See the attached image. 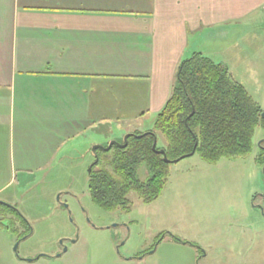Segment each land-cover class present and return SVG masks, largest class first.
Listing matches in <instances>:
<instances>
[{
	"label": "crops",
	"instance_id": "obj_1",
	"mask_svg": "<svg viewBox=\"0 0 264 264\" xmlns=\"http://www.w3.org/2000/svg\"><path fill=\"white\" fill-rule=\"evenodd\" d=\"M260 11L264 0H0V193L151 130L178 64Z\"/></svg>",
	"mask_w": 264,
	"mask_h": 264
},
{
	"label": "rangeland",
	"instance_id": "obj_2",
	"mask_svg": "<svg viewBox=\"0 0 264 264\" xmlns=\"http://www.w3.org/2000/svg\"><path fill=\"white\" fill-rule=\"evenodd\" d=\"M256 14L217 30L201 49L229 65L264 113V12ZM165 143L157 132V144ZM261 153L259 124L244 156L206 162L194 153L171 162L157 199L144 203L130 192L129 209L112 211L91 200L93 160L53 163L29 179L20 175L0 201H13L31 230L17 240L20 222L1 220L0 264H264ZM138 175L148 176L144 165Z\"/></svg>",
	"mask_w": 264,
	"mask_h": 264
},
{
	"label": "trees",
	"instance_id": "obj_3",
	"mask_svg": "<svg viewBox=\"0 0 264 264\" xmlns=\"http://www.w3.org/2000/svg\"><path fill=\"white\" fill-rule=\"evenodd\" d=\"M261 114L259 103L224 63L193 53L178 64L171 94L151 130L130 134L124 146L93 151L94 159L87 172L91 200L108 211L129 209L130 192L144 203L154 201L168 177L171 161L165 162L164 155L173 160L194 150L193 154L206 162L244 156L251 148L255 128L264 126ZM157 132L164 136V146L157 144ZM117 141L123 143L122 138ZM154 143L155 149H163L164 154L152 148ZM142 165L148 173L146 179L138 175ZM4 218H10L11 224L15 219L24 228L17 240L28 236L29 221L15 205L0 201L1 227Z\"/></svg>",
	"mask_w": 264,
	"mask_h": 264
},
{
	"label": "water",
	"instance_id": "obj_4",
	"mask_svg": "<svg viewBox=\"0 0 264 264\" xmlns=\"http://www.w3.org/2000/svg\"><path fill=\"white\" fill-rule=\"evenodd\" d=\"M261 115H262V117H263V116H264V113L262 112ZM143 133H146V132H143ZM130 134H132V133H127V134H125V135L123 136V143H120V142H118L117 140H111V141H109V143L107 144V146H103V145H93V146H92V151H95V150L98 149V148H100V149H106V150H107V149L110 148L111 145H120V146H124V145L126 144L127 137H128ZM139 135H142V134H139ZM152 148H153L155 151L164 154V150H163V149H160V150H156V149H155V143L153 144ZM193 152H194V150H193L191 153L187 154V155L180 156V157L175 158V159H173V160H168V159L165 157V155L163 156V158H164V161H165V162H169V161H171V162H175V161H178V160H180V159H182V158H184V157H187V156L192 155ZM89 169H90V168H88V170H89ZM16 248H17V244H15V246H14V250H16ZM29 260H32V259H29Z\"/></svg>",
	"mask_w": 264,
	"mask_h": 264
},
{
	"label": "flooded vegetation",
	"instance_id": "obj_5",
	"mask_svg": "<svg viewBox=\"0 0 264 264\" xmlns=\"http://www.w3.org/2000/svg\"><path fill=\"white\" fill-rule=\"evenodd\" d=\"M23 237H25V236H23ZM64 250H65V248H64ZM41 256V254L40 255H38V256H36L35 258H38V257H40Z\"/></svg>",
	"mask_w": 264,
	"mask_h": 264
}]
</instances>
